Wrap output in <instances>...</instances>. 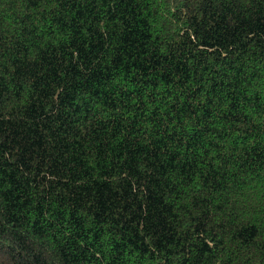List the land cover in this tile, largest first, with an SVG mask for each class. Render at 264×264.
Instances as JSON below:
<instances>
[{
	"label": "trees",
	"instance_id": "trees-1",
	"mask_svg": "<svg viewBox=\"0 0 264 264\" xmlns=\"http://www.w3.org/2000/svg\"><path fill=\"white\" fill-rule=\"evenodd\" d=\"M0 264H264V0H0Z\"/></svg>",
	"mask_w": 264,
	"mask_h": 264
}]
</instances>
